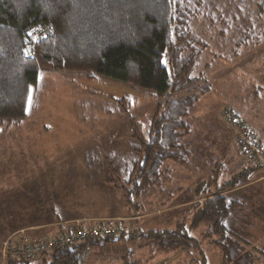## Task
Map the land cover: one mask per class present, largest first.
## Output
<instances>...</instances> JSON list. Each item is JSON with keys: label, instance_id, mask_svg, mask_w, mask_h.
<instances>
[{"label": "rangeland", "instance_id": "rangeland-1", "mask_svg": "<svg viewBox=\"0 0 264 264\" xmlns=\"http://www.w3.org/2000/svg\"><path fill=\"white\" fill-rule=\"evenodd\" d=\"M206 4V16L193 30L207 42L196 70L206 80L199 90L207 86V91L190 110L193 130L187 141L192 155L187 167H175L172 184L149 196L145 212L136 215L108 185L109 180L122 178L134 134L148 137L157 112L151 93L110 80L86 81L78 74L41 71L37 84L29 89L26 117L16 127L3 130L0 125V232L28 223H52L49 211L56 200L58 217L70 220L56 229L48 225L50 236L77 224L136 217L135 230L173 229L189 217V192L208 177L210 169L217 168L222 183L250 167L239 156L234 134L219 113L225 107L233 110L264 136V16L251 0H207ZM252 28L260 34V42L235 47L242 33ZM255 172L228 192L246 208L245 225L230 227L245 232L246 248L256 251L264 264V172ZM167 193L173 197L169 199ZM204 232L199 227L191 235L199 240ZM201 249L206 264H224L220 253L206 242ZM139 256L144 264L201 262L182 251L151 263L146 252ZM91 261L89 256L81 264H94Z\"/></svg>", "mask_w": 264, "mask_h": 264}, {"label": "trees", "instance_id": "trees-1", "mask_svg": "<svg viewBox=\"0 0 264 264\" xmlns=\"http://www.w3.org/2000/svg\"><path fill=\"white\" fill-rule=\"evenodd\" d=\"M206 3L207 0H0L3 130L18 126L26 117L29 89L37 84L41 71L78 74L86 81L105 79L151 93L157 101V112L148 137L134 134L130 143L133 151L122 167V178L108 182L119 192L131 215L143 214L149 196L163 193V185L172 184L175 167H187L192 155L187 141L193 130L190 110L207 91V86L199 90V84L206 80L196 73L207 42L193 30V25L206 16ZM251 3L264 16V0ZM38 24H51L53 33L35 47L33 57L27 58L28 32ZM259 39L260 34L252 28L242 33L235 47L257 44ZM123 101L122 98L120 104ZM258 169L244 168L222 183L217 168L210 169L208 177L189 192L186 211L190 218L176 222L173 229H138L60 246L41 256L38 264H81L89 256L94 264H144L141 252H146V261L151 263L176 251L190 258L198 256L200 264H206L203 242L220 253L224 264H262L255 256L257 252L246 248L249 244L243 238L245 232L230 227L245 225L246 208L228 194ZM199 227L205 232L198 240L191 233ZM6 264L32 263L10 259Z\"/></svg>", "mask_w": 264, "mask_h": 264}, {"label": "built area", "instance_id": "built-area-1", "mask_svg": "<svg viewBox=\"0 0 264 264\" xmlns=\"http://www.w3.org/2000/svg\"><path fill=\"white\" fill-rule=\"evenodd\" d=\"M53 33L51 24H38L28 32L25 57H33L35 47ZM222 121L234 134V143L239 156L249 166L264 170V147L257 139L251 125L241 121L229 108H221ZM137 218V217H136ZM136 218L111 219L88 226H73L47 237H31L25 230H19L0 244V262L6 264L10 259L32 263L57 247L82 243L89 239L125 235L137 228ZM162 264H165L163 262Z\"/></svg>", "mask_w": 264, "mask_h": 264}, {"label": "crops", "instance_id": "crops-1", "mask_svg": "<svg viewBox=\"0 0 264 264\" xmlns=\"http://www.w3.org/2000/svg\"><path fill=\"white\" fill-rule=\"evenodd\" d=\"M254 131H255L256 136L258 137V139L260 140L261 144L264 147V136H263V133L261 131H259L258 128H255V127H254ZM259 171L264 172L262 169H258V172ZM258 172H255V173L257 174ZM262 175H264V173H262ZM262 179H264V176L261 178V180ZM258 180H260V179H258ZM55 202L56 203H55L54 209H52V211L51 210L49 211V219H54L52 223H46L44 221L40 222V223H28V224H25V225H19V226L14 227L13 229H10V230H1L2 232H0V242L5 240L8 236L12 235L13 233H15V232H17L19 230H25L26 234L28 236H31V237H45L46 235H48L46 233L51 231L50 229L47 228L48 225L52 226L55 229L57 227L60 228L63 225H65L64 223L68 219L65 218V221H63L60 218V216L58 217V215H57V200ZM57 217L59 218L58 220H57ZM48 236H50V235H48ZM258 239L259 238H257V240Z\"/></svg>", "mask_w": 264, "mask_h": 264}]
</instances>
